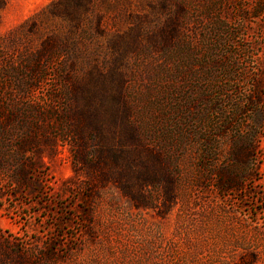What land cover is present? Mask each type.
Listing matches in <instances>:
<instances>
[{
  "label": "rangeland",
  "instance_id": "1",
  "mask_svg": "<svg viewBox=\"0 0 264 264\" xmlns=\"http://www.w3.org/2000/svg\"><path fill=\"white\" fill-rule=\"evenodd\" d=\"M51 1L0 0V40ZM76 11L79 79L24 99L69 104L54 152L22 153V180L19 142L0 152V264H264V0Z\"/></svg>",
  "mask_w": 264,
  "mask_h": 264
},
{
  "label": "trees",
  "instance_id": "2",
  "mask_svg": "<svg viewBox=\"0 0 264 264\" xmlns=\"http://www.w3.org/2000/svg\"><path fill=\"white\" fill-rule=\"evenodd\" d=\"M83 3L84 0H52L0 40V152L10 143L19 142L15 145V157L20 159L16 176L21 180L25 173L21 168L22 153L30 148L32 152L36 149L41 152V142H46L54 152L51 132L66 125L68 116L72 114V110L67 109L68 103L66 110L54 113L46 107L24 103V99L49 76L57 83V90L62 88L58 82L79 79L83 62L78 63L77 60L82 49H79L75 38L76 26L67 23L65 16L78 22L76 8ZM25 37L36 38L39 44L23 46ZM72 47L74 53L70 50ZM80 88V91H87L85 85ZM70 90L67 86L63 89L65 95L72 93ZM50 96L57 98L58 94ZM82 98L85 108H80L78 115L85 118L89 126H94L97 111L93 109L89 96L83 94ZM78 134L83 133L80 131ZM87 154L93 158L92 154ZM236 184V180L230 179L221 183L219 188L228 190Z\"/></svg>",
  "mask_w": 264,
  "mask_h": 264
}]
</instances>
